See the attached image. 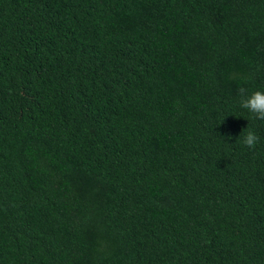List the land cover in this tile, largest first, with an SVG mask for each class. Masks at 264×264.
Returning <instances> with one entry per match:
<instances>
[{"label":"trees","instance_id":"1","mask_svg":"<svg viewBox=\"0 0 264 264\" xmlns=\"http://www.w3.org/2000/svg\"><path fill=\"white\" fill-rule=\"evenodd\" d=\"M240 88L264 0H0V264H264Z\"/></svg>","mask_w":264,"mask_h":264},{"label":"clouds","instance_id":"2","mask_svg":"<svg viewBox=\"0 0 264 264\" xmlns=\"http://www.w3.org/2000/svg\"><path fill=\"white\" fill-rule=\"evenodd\" d=\"M240 97L239 103L243 109H246L254 115L258 120H264V91H254L250 94L247 89L240 88L238 90ZM243 144L249 149H254L259 142V137L252 131H243Z\"/></svg>","mask_w":264,"mask_h":264}]
</instances>
